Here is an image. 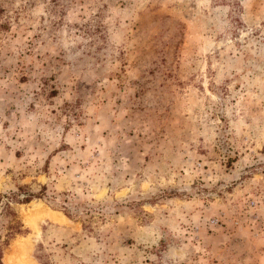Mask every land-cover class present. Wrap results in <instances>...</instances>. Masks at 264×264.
Returning a JSON list of instances; mask_svg holds the SVG:
<instances>
[{"label":"rangeland","instance_id":"obj_1","mask_svg":"<svg viewBox=\"0 0 264 264\" xmlns=\"http://www.w3.org/2000/svg\"><path fill=\"white\" fill-rule=\"evenodd\" d=\"M17 222L2 264H264V0H0Z\"/></svg>","mask_w":264,"mask_h":264},{"label":"trees","instance_id":"obj_2","mask_svg":"<svg viewBox=\"0 0 264 264\" xmlns=\"http://www.w3.org/2000/svg\"><path fill=\"white\" fill-rule=\"evenodd\" d=\"M13 196H15V195H13ZM34 196H37V194L28 192V194L24 198H22V199L16 198V199L18 201H21V202H27V201H29ZM12 214L15 215L14 213H12ZM20 226H21V224L19 222H17L15 226H10L9 227V231L6 234V239L0 240V264H2L1 258H2L3 246L7 245L8 238L10 236H12L15 233H20L21 232Z\"/></svg>","mask_w":264,"mask_h":264},{"label":"bare ground","instance_id":"obj_3","mask_svg":"<svg viewBox=\"0 0 264 264\" xmlns=\"http://www.w3.org/2000/svg\"><path fill=\"white\" fill-rule=\"evenodd\" d=\"M39 204V203H38ZM37 205V204H36ZM35 205V206H36ZM38 206V205H37ZM43 209V208H42ZM36 210V209H35ZM38 210V209H37ZM39 211V210H38ZM44 211V210H43ZM43 211H41L42 213H44ZM33 212H35V211H33ZM37 212V211H36ZM40 212V211H39ZM40 212V213H41ZM37 214V213H36ZM48 214V216L49 217H51V218H53L54 220H59V221H61L62 222V220H66L67 218L64 216V215H62V214H59V213H55V212H49V213H47ZM38 215V214H37ZM25 245H26V243H24ZM27 244H29L28 242H27ZM19 245V244H18ZM20 248L22 247V248H24L25 246H23L22 245V243H21V245L19 246ZM15 249V248H14ZM17 251V250H16ZM12 253V252H11ZM11 253H9V254H7L6 255V258H5V260H6V263L7 264H12V260L13 259H11ZM14 257V256H13ZM14 260H15V258H14ZM16 262V261H15Z\"/></svg>","mask_w":264,"mask_h":264}]
</instances>
